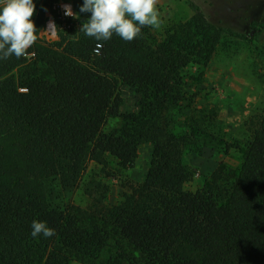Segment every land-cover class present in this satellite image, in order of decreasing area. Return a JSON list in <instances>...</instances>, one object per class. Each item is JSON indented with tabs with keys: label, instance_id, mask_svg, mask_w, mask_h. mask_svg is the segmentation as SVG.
I'll return each mask as SVG.
<instances>
[{
	"label": "trees",
	"instance_id": "trees-1",
	"mask_svg": "<svg viewBox=\"0 0 264 264\" xmlns=\"http://www.w3.org/2000/svg\"><path fill=\"white\" fill-rule=\"evenodd\" d=\"M56 2L34 0L36 28ZM204 2L206 12L192 4L195 14L162 39L144 27L125 42L79 32L91 16L82 1L69 27L54 15L56 40L39 34L27 56L0 60V264H264V112L239 169L221 163L185 190L194 176L185 154L224 142L217 113L189 96L185 71L207 66L222 39L264 8ZM122 85L140 95L134 112L121 114ZM116 117L121 126L107 129ZM142 143L152 146L145 178L99 209L108 190L89 165L128 170ZM78 188L89 208L67 199ZM33 220L55 235L32 237Z\"/></svg>",
	"mask_w": 264,
	"mask_h": 264
},
{
	"label": "rangeland",
	"instance_id": "rangeland-1",
	"mask_svg": "<svg viewBox=\"0 0 264 264\" xmlns=\"http://www.w3.org/2000/svg\"><path fill=\"white\" fill-rule=\"evenodd\" d=\"M83 0H57L53 9L59 14L63 5L70 4L74 13ZM192 4L202 11L208 9L204 0H158V10L163 20L160 29H153L162 39L169 28L186 21L195 14ZM49 17H51L49 15ZM251 20V19H250ZM253 24L240 25L234 35L227 34L220 42L218 49L205 67H190L185 71L189 96L196 94L195 106L199 110H214L220 127V136L224 142L215 141L204 148L201 155L185 154L184 161L193 171V179L185 184V190L195 192L222 163L233 169H239L244 157L246 145L259 126L264 112V8L252 15ZM48 41L58 36L40 33ZM120 93L123 98L121 114L137 110L140 95L129 86L122 85ZM122 118H112L107 129L120 127ZM152 155V146L142 143L139 146L138 158L128 170H120L112 162L102 170L91 163L87 175L90 179L102 182L107 188V200L100 208L121 202L125 193L131 192L134 185L145 178ZM73 204L89 208L92 199L82 188L67 195ZM73 264H80L74 262Z\"/></svg>",
	"mask_w": 264,
	"mask_h": 264
},
{
	"label": "clouds",
	"instance_id": "clouds-1",
	"mask_svg": "<svg viewBox=\"0 0 264 264\" xmlns=\"http://www.w3.org/2000/svg\"><path fill=\"white\" fill-rule=\"evenodd\" d=\"M158 0H83L81 13H91L82 23L79 32L96 41L110 40L113 35L125 42L139 38L144 27L160 29L163 24L158 10ZM34 0H0V60L27 56L39 34H56L57 26L50 20L46 30L36 28ZM64 15L79 18L70 4L63 5ZM31 235L50 238L55 230L46 222L33 220Z\"/></svg>",
	"mask_w": 264,
	"mask_h": 264
},
{
	"label": "built area",
	"instance_id": "built-area-1",
	"mask_svg": "<svg viewBox=\"0 0 264 264\" xmlns=\"http://www.w3.org/2000/svg\"><path fill=\"white\" fill-rule=\"evenodd\" d=\"M61 13H60V19L62 20V21H64V26L65 27H69V25H67V23H66V21L67 20H70L71 18H73V17H69V16H65L64 15V8H62V10L60 11ZM50 20H52V21H54L55 22V19L51 16L50 18H49V20L46 22V25H45V27H44V29L43 30H46L47 29V25H48V22L50 21ZM56 24V23H55ZM46 35H49V36H57V31H56V34L55 35H52L51 33H45ZM96 52H98L99 53V50H97ZM24 90V89H23Z\"/></svg>",
	"mask_w": 264,
	"mask_h": 264
}]
</instances>
